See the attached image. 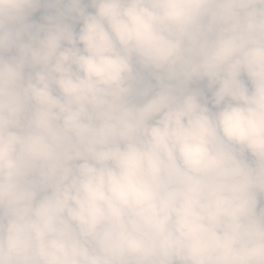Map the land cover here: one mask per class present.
Segmentation results:
<instances>
[{"label":"clouds","instance_id":"1","mask_svg":"<svg viewBox=\"0 0 264 264\" xmlns=\"http://www.w3.org/2000/svg\"><path fill=\"white\" fill-rule=\"evenodd\" d=\"M0 264H264V0H0Z\"/></svg>","mask_w":264,"mask_h":264}]
</instances>
